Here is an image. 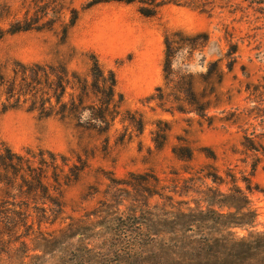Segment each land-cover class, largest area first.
<instances>
[{"label": "rangeland", "instance_id": "obj_1", "mask_svg": "<svg viewBox=\"0 0 264 264\" xmlns=\"http://www.w3.org/2000/svg\"><path fill=\"white\" fill-rule=\"evenodd\" d=\"M85 1L74 0L71 6L80 10ZM203 1L205 10L168 4L153 17L139 14L138 3L100 4L82 13L66 38L56 24L0 40L5 76L16 61L63 62L90 83L88 60L71 48L94 53L115 75L114 110L119 113L107 134L79 128L72 120L39 118L25 109L0 116L1 150L49 151L61 167L57 183L48 170L45 192H6L0 185V213H5L6 201L17 205L10 209L26 210L21 218L0 219V264H20L18 259L28 261L36 254L50 260V253L77 242L75 229L68 226L94 221L109 211L103 205L119 207L124 214L150 209L157 215L163 202L157 197L159 187L174 201L206 208L211 199L206 188L224 193L231 188L205 180L212 169L225 182L228 173L236 177L257 213V228L264 229V16L242 0ZM165 33H176L173 43L197 47L191 55L186 48L177 53L173 69L190 74L198 100L210 101L204 116L165 90ZM197 34H207L208 41L193 39ZM230 45L237 46V53L229 71L225 54ZM212 63L223 72L220 83L207 79ZM158 87L164 92L162 102ZM70 94L67 86L64 102L69 103Z\"/></svg>", "mask_w": 264, "mask_h": 264}, {"label": "trees", "instance_id": "obj_2", "mask_svg": "<svg viewBox=\"0 0 264 264\" xmlns=\"http://www.w3.org/2000/svg\"><path fill=\"white\" fill-rule=\"evenodd\" d=\"M242 1L264 16V0ZM73 2L0 0V40L19 33L52 29L56 24L62 26L66 38L82 13L111 2L127 5L138 3V12L144 17L155 16L168 4L187 5L202 10L206 8L203 0H87L80 10L71 6ZM65 17L67 23L63 21ZM175 34L165 33L163 37L164 87L176 95L178 100L182 97L191 112L201 117L210 101L203 103L198 100L190 74H182L173 69L177 53L186 48L191 55L197 47H191L188 43H173L172 37ZM201 36L204 42L208 41L207 34H197L193 39ZM71 51L88 60L90 83L77 72L69 71L63 62H13L9 76H5L0 68V116L25 109L36 113L39 118L72 120L79 128L107 134L119 114L114 110L115 75L101 66L94 53L78 52L75 48H71ZM236 53L237 46L230 45L225 54L229 71L236 62ZM211 67L213 70L206 74L208 81L216 80L220 83L222 70L218 63H212ZM67 86L72 90L69 103L64 102ZM157 92V100L162 102L163 89L158 87ZM86 100L90 101V105H86ZM85 116L86 122H83ZM137 126L141 131V121H138ZM187 159H192L191 152H188ZM48 170H51L53 180L57 183L56 176L61 172V167L57 155L52 152L26 150L20 154L8 147L0 149V185L6 192L9 189L17 193L47 191L45 179ZM226 176L227 182L215 169L203 176L217 186L231 185L228 193L218 188H206V193L211 195L206 208L199 204L191 208L189 203L174 201L172 196L161 192L163 187H159L157 197L163 202L157 205V215L150 209H135L130 214H124L119 207L113 209L103 205L109 211L95 215L94 221L68 226L76 231V243L68 242L64 249L50 253V260L43 261L36 254L28 261L24 258L18 261L20 264H264V229L257 228V213L251 207L245 191L237 185L236 177L229 173ZM157 184L159 186V180ZM245 190H250L248 183ZM174 194H177L176 191ZM4 206L7 208L4 209L5 213H0V219L5 221L13 217L21 218L26 213L21 207H18L19 210L8 208L17 207L8 201ZM154 229L157 232H151Z\"/></svg>", "mask_w": 264, "mask_h": 264}]
</instances>
